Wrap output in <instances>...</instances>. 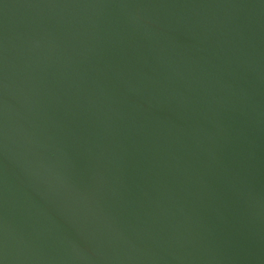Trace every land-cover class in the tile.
I'll list each match as a JSON object with an SVG mask.
<instances>
[{"label": "water", "instance_id": "water-1", "mask_svg": "<svg viewBox=\"0 0 264 264\" xmlns=\"http://www.w3.org/2000/svg\"><path fill=\"white\" fill-rule=\"evenodd\" d=\"M0 264H264V0H0Z\"/></svg>", "mask_w": 264, "mask_h": 264}]
</instances>
